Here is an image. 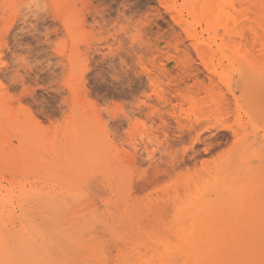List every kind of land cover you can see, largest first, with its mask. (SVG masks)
I'll return each mask as SVG.
<instances>
[{
  "label": "rangeland",
  "instance_id": "374dc122",
  "mask_svg": "<svg viewBox=\"0 0 264 264\" xmlns=\"http://www.w3.org/2000/svg\"><path fill=\"white\" fill-rule=\"evenodd\" d=\"M182 3L0 0L3 182L16 185L14 172L46 192L58 176L69 190L60 196L64 220L86 225L85 241L110 257L120 224L150 237L202 220L195 201L217 198L211 168L245 160L247 169L255 157L257 205L242 200L245 207L222 220L264 229V62L202 61L170 15L179 9L186 17ZM71 126L84 142L71 162L55 159L44 145Z\"/></svg>",
  "mask_w": 264,
  "mask_h": 264
},
{
  "label": "bare ground",
  "instance_id": "6f19581e",
  "mask_svg": "<svg viewBox=\"0 0 264 264\" xmlns=\"http://www.w3.org/2000/svg\"><path fill=\"white\" fill-rule=\"evenodd\" d=\"M182 1L187 16L184 17L183 11L175 8L170 15L173 14L172 17L175 18L176 23L189 37L202 61L264 62V0ZM60 4H58L59 7L62 6ZM64 14L63 11L59 13L66 21ZM68 20L70 19L67 17V22L64 23L69 24L67 26L69 29H67L70 31V26L76 22L71 23L72 20L69 22ZM203 24L205 27L199 31L198 28ZM72 28L74 29L73 26ZM205 34L208 37H204ZM169 56L172 57V55ZM177 56L173 55L174 61H179L180 56ZM244 77L243 80H246L247 77ZM74 128L75 126H71L70 129L64 131L61 138L56 135L45 143L44 147L54 153L55 159L62 157L68 160L67 162L73 160V153L84 142L78 141V134ZM1 131L4 130L0 129ZM4 145L6 146L5 142L0 141V264H260L261 260H264V229L255 227L249 230L250 228L236 226L231 220H222L236 210L244 208L242 200L244 202L250 200V207L257 205L253 198L255 183H252L253 180L250 177L255 175V168L259 166L258 159L261 157H258L257 161L255 157L254 162L251 158L252 165H248L250 167L247 169L246 165L245 168L241 167L245 160L238 162L245 157L236 158L239 159L238 161L235 159L239 164L233 162L225 165L221 170L211 168V170H216H212L210 176L213 174V178H216L219 175L214 187L217 191V198L212 201L210 197L200 195L201 199L195 202L198 207L197 211L201 213L200 216H204L203 219L195 217V220L187 227L175 231L171 229L174 231L173 235L154 236L158 233L155 232L151 235L152 237L143 236L130 225L121 226L120 224L119 229L117 228V235L120 236H115L113 242L117 253L114 257H110V252L107 253L102 247L104 245L97 246L85 241L83 230L86 225L75 227L76 223L74 225V222L71 224L64 220V206L60 201V196L64 192L69 193V190L67 186L60 185L58 176L54 180L56 182L54 186L46 192V189L38 188L36 182V187L31 186L28 189L29 186L26 187V184L21 183L19 175L14 172L12 176L16 180H13V183L16 181V185H11L9 182L10 186H8L3 182L5 180L4 172H2L5 163L3 162ZM36 161L41 162V160ZM63 164L66 166V162ZM38 165L40 166V163ZM56 175L53 174V176ZM46 178L49 180L51 177ZM40 183L42 184L43 181ZM258 190H256L257 193ZM232 196L236 199L239 197L241 201L231 202L230 199L234 198ZM191 206L195 207L193 203L189 207ZM94 209L96 210L95 207ZM97 211L94 213H98ZM81 212L83 214L82 210ZM191 216L193 217L194 213L188 214V217ZM211 217L221 219L217 221ZM65 224L67 225L64 226ZM144 229L147 228L144 227Z\"/></svg>",
  "mask_w": 264,
  "mask_h": 264
},
{
  "label": "snow or ice",
  "instance_id": "6c2138e0",
  "mask_svg": "<svg viewBox=\"0 0 264 264\" xmlns=\"http://www.w3.org/2000/svg\"><path fill=\"white\" fill-rule=\"evenodd\" d=\"M260 264H264V260H261Z\"/></svg>",
  "mask_w": 264,
  "mask_h": 264
}]
</instances>
